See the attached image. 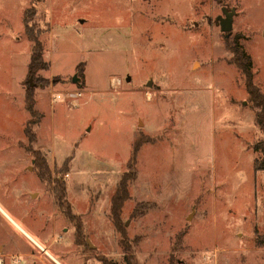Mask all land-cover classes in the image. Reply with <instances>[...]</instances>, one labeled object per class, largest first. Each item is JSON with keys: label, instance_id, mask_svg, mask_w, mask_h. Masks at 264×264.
Wrapping results in <instances>:
<instances>
[{"label": "rangeland", "instance_id": "rangeland-1", "mask_svg": "<svg viewBox=\"0 0 264 264\" xmlns=\"http://www.w3.org/2000/svg\"><path fill=\"white\" fill-rule=\"evenodd\" d=\"M223 8L234 11L227 37ZM27 24L49 64L34 77ZM236 44L264 94V0H0V205L34 237L47 235L59 180L75 212L92 211L94 238L109 239L110 200L129 172L119 231L127 226L140 264H264L254 148L264 133L231 61ZM27 239L0 210L5 264H28Z\"/></svg>", "mask_w": 264, "mask_h": 264}, {"label": "flooded vegetation", "instance_id": "flooded-vegetation-1", "mask_svg": "<svg viewBox=\"0 0 264 264\" xmlns=\"http://www.w3.org/2000/svg\"><path fill=\"white\" fill-rule=\"evenodd\" d=\"M51 197L50 224L49 227L47 224L43 228L49 231L46 240L48 249H56V254H53L50 250V255L30 243L34 249L23 253L28 259V264H59L64 261L67 264H71L72 262L77 264H119L120 250L123 255V264H140L135 256L133 244L129 241L128 233L126 232L127 226L124 227V235L118 231L116 219L111 209H109L108 215L112 223L113 228L111 229L113 234L109 239L100 235L99 240H96L97 238H94L96 233L89 225L93 219L91 210L80 213L75 212L69 195H66L63 200L54 193L51 194ZM94 202V200L91 201L90 205L94 204ZM57 225L60 226V232L57 231ZM71 229L72 237L70 238V243L67 242L65 236L69 234ZM119 233L121 234L120 239L122 241L117 240ZM66 244H69V247L66 248ZM0 248L1 256L4 254L2 253L3 247ZM1 257L2 264H5L4 257Z\"/></svg>", "mask_w": 264, "mask_h": 264}, {"label": "trees", "instance_id": "trees-1", "mask_svg": "<svg viewBox=\"0 0 264 264\" xmlns=\"http://www.w3.org/2000/svg\"><path fill=\"white\" fill-rule=\"evenodd\" d=\"M29 10L27 11V13ZM31 14V13H30ZM32 17H30L29 13L25 18V21L28 22ZM27 31L31 32V39L33 41V47L30 57V62L28 65V76L34 77L35 74L41 70L49 67V64L44 59V48L41 42L33 35L30 30L29 24H27ZM233 56L231 58L232 63L237 66L245 76L246 88L249 96V100L251 101L253 108L256 111V121L259 125L261 131L264 133V94L261 92L259 85H257L254 81V75L252 70V61L251 57L247 55V53L243 50V48L236 44L231 48ZM31 85V84H30ZM28 85V86H30ZM35 94L34 89L32 87H28V90L25 95V106L27 111L29 112L31 118L28 120L27 125L25 127L26 134L31 142L35 141V134L32 130L33 126L37 123V118L39 117L38 111L35 109ZM255 151L260 152L261 158L255 159V168L256 170H264V139L256 143ZM35 160L37 167L39 168L40 177L43 179L47 177V180H51L50 170L47 166V161L44 156H42L39 152L35 153ZM131 175L125 173L120 181L118 182L116 192L111 199V212L116 219V227L119 231V225H121V205L123 202L127 201L130 198V194L128 191V185L131 181ZM55 192L57 196L61 200L65 198L66 187L65 183L57 180L55 181ZM124 226L119 231L124 235Z\"/></svg>", "mask_w": 264, "mask_h": 264}, {"label": "crops", "instance_id": "crops-1", "mask_svg": "<svg viewBox=\"0 0 264 264\" xmlns=\"http://www.w3.org/2000/svg\"><path fill=\"white\" fill-rule=\"evenodd\" d=\"M0 210L14 223L15 226H17L28 238V242L32 243L36 247L40 248L41 250L45 251L46 253L51 255L50 249H48L47 246V235L40 236L38 238L34 237L26 228H24L22 225H20L18 222H16L12 216H10L7 211L0 205ZM12 225V224H11ZM13 226V225H12ZM14 227V226H13ZM15 228V227H14ZM1 250V248H0ZM71 263V262H70ZM59 264H64L63 262H60ZM71 264H75V262H72ZM77 264V263H76Z\"/></svg>", "mask_w": 264, "mask_h": 264}, {"label": "water", "instance_id": "water-1", "mask_svg": "<svg viewBox=\"0 0 264 264\" xmlns=\"http://www.w3.org/2000/svg\"><path fill=\"white\" fill-rule=\"evenodd\" d=\"M223 13L224 16H219L217 18L218 23L221 26V30L223 32H226V37L231 33L232 28H233V15H234V11H228L226 8H223ZM128 81L130 80V78L127 79ZM72 81L74 83H79L80 82V78L78 77L77 74L74 75V77L72 78Z\"/></svg>", "mask_w": 264, "mask_h": 264}, {"label": "built area", "instance_id": "built-area-1", "mask_svg": "<svg viewBox=\"0 0 264 264\" xmlns=\"http://www.w3.org/2000/svg\"><path fill=\"white\" fill-rule=\"evenodd\" d=\"M76 96H77V98L81 97L82 96V92H77L76 93ZM58 97H60V96H58ZM1 260L2 259H0V264H2V261Z\"/></svg>", "mask_w": 264, "mask_h": 264}]
</instances>
